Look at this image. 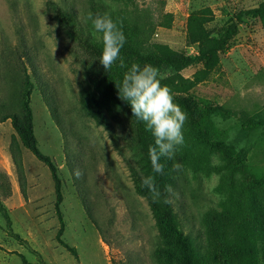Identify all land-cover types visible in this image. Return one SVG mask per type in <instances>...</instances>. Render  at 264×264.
Listing matches in <instances>:
<instances>
[{
	"label": "rangeland",
	"instance_id": "374dc122",
	"mask_svg": "<svg viewBox=\"0 0 264 264\" xmlns=\"http://www.w3.org/2000/svg\"><path fill=\"white\" fill-rule=\"evenodd\" d=\"M261 1L0 0V103L18 110L19 54L26 53V61L33 56L40 75L38 82L32 76L35 134L42 152L59 167L66 221L63 238L79 254L76 259L56 239L59 220L50 168L27 148L22 152L23 176L16 168L10 153L16 131L7 119L0 122V201L10 214L13 231L25 240L9 233L0 211V264H23L18 253L32 264H168L164 253L168 247L179 255L175 244L162 236L148 199L137 189L133 173L146 176L143 160L123 109L103 93L99 77L105 69L65 27L56 6L74 11L79 24L101 43L91 22H85L89 12L126 19L139 31L145 53L162 44L196 56L198 43L188 35L191 14L207 9L206 27L218 36L238 11ZM201 69L203 63L198 61L180 73L191 78ZM160 73L167 77L175 70L163 66ZM82 84L98 96L109 126L97 124L81 108ZM43 88L64 119L67 144ZM190 93L202 107L203 118L173 93L187 119L184 143L175 154L183 168L176 176L172 200L179 226L202 247L206 263L227 264V251L232 250L227 244H232L233 236L229 220H248L253 202L264 215V189L230 161L246 148L249 165L264 164V128L247 136L243 132L245 119L264 115V28L259 19L245 18L209 77ZM76 168L83 173L79 179L73 175ZM170 264L181 262L173 258ZM229 264L241 261L232 253Z\"/></svg>",
	"mask_w": 264,
	"mask_h": 264
},
{
	"label": "trees",
	"instance_id": "16d2710c",
	"mask_svg": "<svg viewBox=\"0 0 264 264\" xmlns=\"http://www.w3.org/2000/svg\"><path fill=\"white\" fill-rule=\"evenodd\" d=\"M58 16L64 22L65 27L70 30L75 38L82 44L90 55L97 60L100 59L103 44L100 41L93 40L91 31L84 29L79 24L74 11H67L60 6H56ZM207 9L194 12L188 19V35L192 42H197L199 46V53L196 56H190L182 54L167 45H157L155 50L144 51V42L140 37L139 31L131 24L126 23V19L117 18L122 21V29L127 32L124 34L126 42L121 49L120 57L124 61V67H119V60L109 70H104L99 77V83H101L103 93L110 95L112 98L118 101V104L123 109L125 117L129 123L132 135L136 141L138 153L143 160V166L146 176L154 175L156 186L159 189L161 196L154 200L152 194L147 187L142 186V175L134 170V176L137 183V189L148 199V202L154 212L157 220V224L161 230L162 236L175 244L179 251L177 253L172 247L164 249L165 258L167 263L173 258H179L181 264H207L206 254L202 250V247L197 245L192 236L186 233L181 228L177 221L176 210L172 200V189L176 184V176L180 172L172 170L173 160H168L162 157L161 163L164 164L163 174L153 173L151 167V161L148 154L149 146H155V137L152 132L146 129L145 124L139 121L133 116L131 106L127 101L120 98L118 86L120 85L124 74L128 71L133 63H138L141 67L145 64H150L154 67H158L159 70L163 66L173 68L175 73L167 77H163L161 83L167 85L172 90V93H179L183 101L187 103L193 113L197 111L202 117V107L196 102L190 90L198 85L200 82L206 80L214 66L219 63L220 52H225L231 42L233 36L238 32L239 25L246 19H259L264 28V0H262L257 6L248 9L240 10L236 13L234 19H232L226 28L219 33L218 36H212L207 27L206 22L209 18ZM23 55L26 53L20 52L21 62V87L19 92L18 110H11L10 105L6 102L0 103V122L7 119L11 120V124L16 131V137L13 138L10 144V153L16 168L23 176L24 159L23 149H29L39 160L43 161L49 168L54 181V189L56 194L55 211L59 220V229L56 234V239L63 247H65L76 259H79L78 250L75 246L69 244L64 238L63 234L66 227V221L62 211V202L64 199L63 194V181L59 173V167L51 156L42 152L39 147L38 139L35 134L34 112L31 106V97L34 89L35 82L32 76L37 79L38 82L40 75L33 61V56H28L27 61L23 59ZM202 62L203 69L197 71L193 77H184L180 71L191 65L194 62ZM31 67L32 74L29 72ZM92 79H97V75H91ZM97 77V78H96ZM44 98L48 106L50 107L53 117L58 124L64 141L67 144V128L64 124L62 115L58 112V109L50 101L49 91L43 88ZM79 100L81 108L86 115L93 118L97 124L109 126L108 116L103 109L98 96L87 85L82 84L79 91ZM226 108L222 110L223 114H226ZM204 113H207L205 111ZM264 128V115L257 114L256 116H249L243 123V132L247 136L249 132ZM248 149H241L235 153L234 157L230 156L231 164L238 167L241 166L245 172L251 178L253 185L264 189V164H248ZM68 164H71V155L68 154ZM175 162L180 163L181 158L175 156ZM168 186H171V191H168ZM168 200V203L164 201ZM87 210L89 208L86 204ZM0 211L6 220L7 229L10 234H13L18 239L24 241L22 237L12 228V220L6 207L0 201ZM232 244H227L232 247V250L227 251L226 263H230L231 254L237 255L241 261V264H264V247L262 243L264 241V215L258 209L256 203H252L249 210V219L246 221H238L230 219ZM22 257L23 264H32L22 254L18 253Z\"/></svg>",
	"mask_w": 264,
	"mask_h": 264
},
{
	"label": "clouds",
	"instance_id": "9594fccd",
	"mask_svg": "<svg viewBox=\"0 0 264 264\" xmlns=\"http://www.w3.org/2000/svg\"><path fill=\"white\" fill-rule=\"evenodd\" d=\"M91 22L97 39L102 41L103 48L100 63L107 71L119 60V67L123 68L124 61L120 57L126 37L122 31V21L113 20L108 13L95 14L89 12L85 22ZM162 74L158 67L145 64L141 67L133 63L124 74L119 90L120 98L131 106L134 117L142 121L146 129L155 137V146H149L148 154L153 173L163 174L164 164L161 158L173 160L172 170L179 172L183 165L175 162L178 146L183 145V125L187 119L186 113L174 102L172 90L163 85ZM73 175L79 179L83 173L79 168L74 169ZM142 186L147 187L156 200L161 196L156 186L155 176H142ZM171 191V186H168ZM168 203V200L164 201Z\"/></svg>",
	"mask_w": 264,
	"mask_h": 264
}]
</instances>
